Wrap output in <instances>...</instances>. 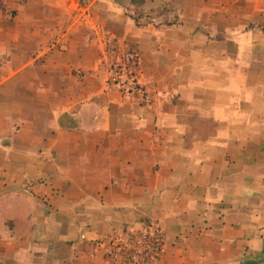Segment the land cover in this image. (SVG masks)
Listing matches in <instances>:
<instances>
[{"label":"crops","instance_id":"1","mask_svg":"<svg viewBox=\"0 0 264 264\" xmlns=\"http://www.w3.org/2000/svg\"><path fill=\"white\" fill-rule=\"evenodd\" d=\"M148 220L159 264H264V0H0V264Z\"/></svg>","mask_w":264,"mask_h":264},{"label":"built area","instance_id":"2","mask_svg":"<svg viewBox=\"0 0 264 264\" xmlns=\"http://www.w3.org/2000/svg\"><path fill=\"white\" fill-rule=\"evenodd\" d=\"M120 63L111 72L108 84L122 93L139 91L133 73L137 65L136 56L123 53ZM31 186L28 181L20 184L23 190ZM80 240L88 243L91 257L100 256L110 264H159L165 254L164 231L155 220L144 221L129 228L112 229L97 236L81 234Z\"/></svg>","mask_w":264,"mask_h":264},{"label":"trees","instance_id":"3","mask_svg":"<svg viewBox=\"0 0 264 264\" xmlns=\"http://www.w3.org/2000/svg\"><path fill=\"white\" fill-rule=\"evenodd\" d=\"M121 1V0H119ZM145 0H129V4L134 8L138 9L144 4ZM135 21H137V18H134Z\"/></svg>","mask_w":264,"mask_h":264},{"label":"rangeland","instance_id":"4","mask_svg":"<svg viewBox=\"0 0 264 264\" xmlns=\"http://www.w3.org/2000/svg\"><path fill=\"white\" fill-rule=\"evenodd\" d=\"M135 10H137V9H135Z\"/></svg>","mask_w":264,"mask_h":264}]
</instances>
